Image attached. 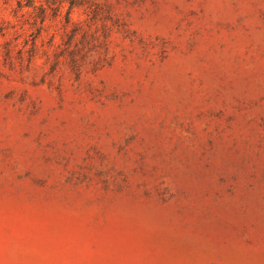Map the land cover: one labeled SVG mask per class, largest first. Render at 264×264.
<instances>
[{
    "label": "rangeland",
    "instance_id": "rangeland-1",
    "mask_svg": "<svg viewBox=\"0 0 264 264\" xmlns=\"http://www.w3.org/2000/svg\"><path fill=\"white\" fill-rule=\"evenodd\" d=\"M68 2L0 0V264H264V0Z\"/></svg>",
    "mask_w": 264,
    "mask_h": 264
},
{
    "label": "trees",
    "instance_id": "trees-1",
    "mask_svg": "<svg viewBox=\"0 0 264 264\" xmlns=\"http://www.w3.org/2000/svg\"><path fill=\"white\" fill-rule=\"evenodd\" d=\"M25 6L27 7H32L34 0H25ZM76 3H74V0H69L68 2V13L66 15V21H68V14L70 12V10L73 7H76ZM43 20V19H42ZM39 34V33H38ZM76 35V33H70V36L68 37V41L66 42L67 45H70L72 43V39L74 38V36ZM37 56L36 54V49L33 46L32 47V51L30 52V54L28 55L27 59H28V63H31V61ZM80 55L79 52L75 51V50H70L68 52L62 53L61 57H56L53 59V67L52 69H56L57 65L60 63L61 59L67 60L70 67L73 69V71L75 72V74L78 73V68L80 66Z\"/></svg>",
    "mask_w": 264,
    "mask_h": 264
}]
</instances>
